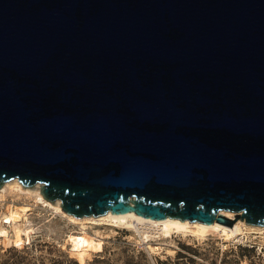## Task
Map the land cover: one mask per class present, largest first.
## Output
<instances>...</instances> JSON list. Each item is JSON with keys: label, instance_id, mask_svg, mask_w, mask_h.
Returning <instances> with one entry per match:
<instances>
[{"label": "water", "instance_id": "1", "mask_svg": "<svg viewBox=\"0 0 264 264\" xmlns=\"http://www.w3.org/2000/svg\"><path fill=\"white\" fill-rule=\"evenodd\" d=\"M13 178L79 217L264 225V0H0Z\"/></svg>", "mask_w": 264, "mask_h": 264}, {"label": "rangeland", "instance_id": "2", "mask_svg": "<svg viewBox=\"0 0 264 264\" xmlns=\"http://www.w3.org/2000/svg\"><path fill=\"white\" fill-rule=\"evenodd\" d=\"M27 187L41 190L40 183ZM7 193L0 197V264H264V233L225 247L218 235L202 243L181 235L148 239L168 250L152 255L134 230L94 223L83 229L34 195Z\"/></svg>", "mask_w": 264, "mask_h": 264}, {"label": "bare ground", "instance_id": "3", "mask_svg": "<svg viewBox=\"0 0 264 264\" xmlns=\"http://www.w3.org/2000/svg\"><path fill=\"white\" fill-rule=\"evenodd\" d=\"M27 186L32 185H25L18 178L9 179L0 186V197L9 191H13V193L14 191H18L27 194V196L34 195L39 203L51 206L54 211L66 216L71 222L80 224V227L83 229L88 223H94L97 225H105V227L110 226L111 228L117 227L134 230L139 235L141 241L144 240V242H146V248L152 255H158L168 250L157 243L153 244L154 241L151 243L148 239L167 240L169 238L172 239L174 235H181L202 243L208 240L211 235H218L224 238L223 247H225L227 245L226 242L231 240H244L249 233H264V225L246 223V221L241 218H237L230 227L217 222L216 219L212 223H206L200 220L181 219L176 217L152 218L138 215L133 211L113 212L109 210L100 215H84L79 217L64 210L60 199L50 200L45 197L42 192L41 184V190H39V188L33 190ZM222 212L230 219L235 217V212L233 211L223 210ZM2 232H4V230Z\"/></svg>", "mask_w": 264, "mask_h": 264}]
</instances>
